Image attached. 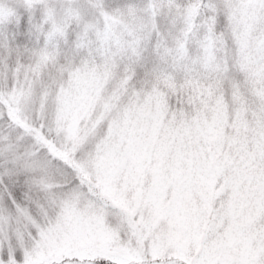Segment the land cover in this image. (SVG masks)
<instances>
[{"label": "snow or ice", "instance_id": "6c2138e0", "mask_svg": "<svg viewBox=\"0 0 264 264\" xmlns=\"http://www.w3.org/2000/svg\"><path fill=\"white\" fill-rule=\"evenodd\" d=\"M0 264H264V0H0Z\"/></svg>", "mask_w": 264, "mask_h": 264}]
</instances>
